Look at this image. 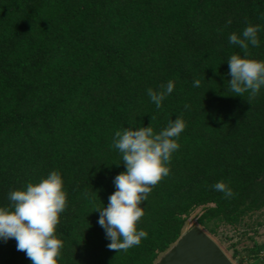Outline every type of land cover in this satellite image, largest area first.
<instances>
[{
    "label": "trees",
    "instance_id": "obj_1",
    "mask_svg": "<svg viewBox=\"0 0 264 264\" xmlns=\"http://www.w3.org/2000/svg\"><path fill=\"white\" fill-rule=\"evenodd\" d=\"M262 14L264 0H0V207L58 171L67 193L58 264H153L198 207L210 234L253 217L251 227L263 225L264 87L255 96L228 88V58L244 55L228 36L264 26ZM258 37L248 58L264 60V31ZM168 81L173 92L157 108L147 90ZM177 117L186 127L169 175L140 205L148 237L110 250L94 210L126 169L115 132H159ZM218 181L234 194L215 190ZM253 242L249 258H262ZM16 243L0 240V264H31Z\"/></svg>",
    "mask_w": 264,
    "mask_h": 264
},
{
    "label": "clouds",
    "instance_id": "obj_2",
    "mask_svg": "<svg viewBox=\"0 0 264 264\" xmlns=\"http://www.w3.org/2000/svg\"><path fill=\"white\" fill-rule=\"evenodd\" d=\"M260 31L264 26L248 25L239 35L233 32L228 36L231 45L244 50V55L228 58V88L236 95L243 96L250 90L255 96L264 87V60L248 58L249 46L261 44ZM200 84L198 79L193 81L194 87ZM174 87V82L168 81L157 91L149 88L147 94L160 108ZM185 127V121L177 117L159 132H154L152 126L115 132L112 146L121 153L126 169L114 177L116 190L108 197L107 205L94 210L99 212L98 223L105 229L110 250H128L148 237V232L138 226L145 214L141 202L147 201L152 187L169 175L168 163L180 147L175 138ZM213 188L226 197L234 194L223 181ZM8 200V207H0V240L15 238L17 250L24 251L31 264H58L63 241L57 236V227L67 204L61 174L53 170L39 182L28 183L25 189L12 190Z\"/></svg>",
    "mask_w": 264,
    "mask_h": 264
},
{
    "label": "water",
    "instance_id": "obj_3",
    "mask_svg": "<svg viewBox=\"0 0 264 264\" xmlns=\"http://www.w3.org/2000/svg\"><path fill=\"white\" fill-rule=\"evenodd\" d=\"M153 264H235L200 225L181 236Z\"/></svg>",
    "mask_w": 264,
    "mask_h": 264
},
{
    "label": "rangeland",
    "instance_id": "obj_4",
    "mask_svg": "<svg viewBox=\"0 0 264 264\" xmlns=\"http://www.w3.org/2000/svg\"><path fill=\"white\" fill-rule=\"evenodd\" d=\"M202 212V208H196L192 214L187 219L184 231L193 227L194 225H200L198 222V216ZM253 219H246L245 223L242 225H238L236 227L230 225H221L219 228L220 235L210 234V236L222 247V249L227 253V255L235 262L240 260L242 263H250V264H264V259L261 257H256L254 254L251 255L249 258V254L247 252V248L253 247L254 242L257 241L261 245L264 246V224L260 226H253L250 225L255 221ZM201 226V225H200ZM253 228L256 229L253 230ZM246 233V234H245ZM251 236L253 238H251ZM239 251L238 257L234 258L233 253L234 251ZM264 254V253H263ZM262 254V255H263ZM247 257L249 259L247 262L243 261V258Z\"/></svg>",
    "mask_w": 264,
    "mask_h": 264
}]
</instances>
